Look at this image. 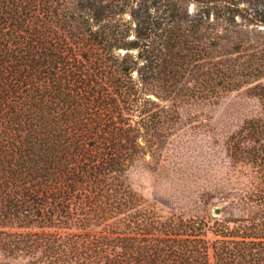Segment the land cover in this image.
Returning <instances> with one entry per match:
<instances>
[{"label":"trees","instance_id":"16d2710c","mask_svg":"<svg viewBox=\"0 0 264 264\" xmlns=\"http://www.w3.org/2000/svg\"><path fill=\"white\" fill-rule=\"evenodd\" d=\"M198 121L214 182L140 194ZM0 264H264V0H0Z\"/></svg>","mask_w":264,"mask_h":264},{"label":"rangeland","instance_id":"374dc122","mask_svg":"<svg viewBox=\"0 0 264 264\" xmlns=\"http://www.w3.org/2000/svg\"><path fill=\"white\" fill-rule=\"evenodd\" d=\"M241 5L250 8L247 3L243 2ZM191 8H195V5L192 4ZM245 102L244 92H238L226 98L225 106ZM206 124L207 122H195L191 128L177 137L175 147L173 146L177 156L170 153L167 162H164V168L159 171L143 168L136 171L133 176L135 189L149 200H153L155 194L164 196L166 192L177 190L176 200L184 201L193 198L199 186L212 184L214 182L212 160L216 155L219 157V163L224 164V154L213 144V133L207 129ZM172 160L179 163L183 174L176 176L170 174L167 167ZM211 202L217 200L212 199Z\"/></svg>","mask_w":264,"mask_h":264},{"label":"water","instance_id":"95a60500","mask_svg":"<svg viewBox=\"0 0 264 264\" xmlns=\"http://www.w3.org/2000/svg\"><path fill=\"white\" fill-rule=\"evenodd\" d=\"M214 214H215V215H221V214H222V209H221L220 206H218V207H216V208L214 209Z\"/></svg>","mask_w":264,"mask_h":264}]
</instances>
